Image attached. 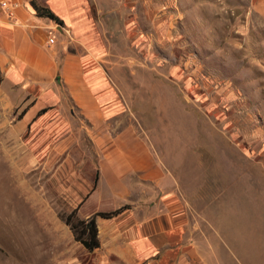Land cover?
Instances as JSON below:
<instances>
[{
    "label": "rangeland",
    "instance_id": "374dc122",
    "mask_svg": "<svg viewBox=\"0 0 264 264\" xmlns=\"http://www.w3.org/2000/svg\"><path fill=\"white\" fill-rule=\"evenodd\" d=\"M249 3L119 0L102 34L106 72L200 228L222 224L232 253L221 264H264V19ZM42 134L9 129L0 99V264H132L75 240L64 221L74 211L52 177L17 174L9 156L37 153Z\"/></svg>",
    "mask_w": 264,
    "mask_h": 264
},
{
    "label": "crops",
    "instance_id": "0c3cea01",
    "mask_svg": "<svg viewBox=\"0 0 264 264\" xmlns=\"http://www.w3.org/2000/svg\"><path fill=\"white\" fill-rule=\"evenodd\" d=\"M10 1L12 17L0 5V99L9 129H31L33 141L44 134L34 142L37 153L9 156L17 174L37 169L38 177H52L55 191L83 220L127 206L115 217L96 218L101 251L126 263L231 258L222 248V224L210 225V235L200 228L189 196L149 146L125 92L105 70L104 17L119 19L110 12L119 0ZM249 2L264 19V0ZM36 6L63 26L39 16ZM38 189L45 191V184Z\"/></svg>",
    "mask_w": 264,
    "mask_h": 264
},
{
    "label": "trees",
    "instance_id": "16d2710c",
    "mask_svg": "<svg viewBox=\"0 0 264 264\" xmlns=\"http://www.w3.org/2000/svg\"><path fill=\"white\" fill-rule=\"evenodd\" d=\"M36 11L41 17H46L59 24H63V22L48 9L36 6ZM118 213L119 211L111 213H98L97 216L109 219ZM64 221L74 233L75 240L80 242L89 252H93L94 250L101 248L96 217H92L88 220H80L76 217V211H74L65 216Z\"/></svg>",
    "mask_w": 264,
    "mask_h": 264
},
{
    "label": "built area",
    "instance_id": "2783aa9c",
    "mask_svg": "<svg viewBox=\"0 0 264 264\" xmlns=\"http://www.w3.org/2000/svg\"><path fill=\"white\" fill-rule=\"evenodd\" d=\"M0 5L2 6L3 9L6 10L7 14L12 17L13 16V11L15 8V5L12 4L10 0H0ZM51 43H54V40H51Z\"/></svg>",
    "mask_w": 264,
    "mask_h": 264
}]
</instances>
